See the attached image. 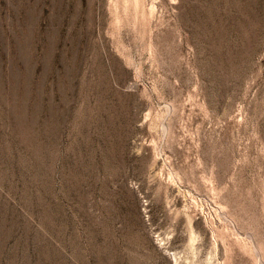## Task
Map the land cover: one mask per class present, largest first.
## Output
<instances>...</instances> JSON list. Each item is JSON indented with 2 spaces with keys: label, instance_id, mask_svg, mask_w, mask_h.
I'll return each instance as SVG.
<instances>
[{
  "label": "rangeland",
  "instance_id": "374dc122",
  "mask_svg": "<svg viewBox=\"0 0 264 264\" xmlns=\"http://www.w3.org/2000/svg\"><path fill=\"white\" fill-rule=\"evenodd\" d=\"M0 264H264V0H0Z\"/></svg>",
  "mask_w": 264,
  "mask_h": 264
}]
</instances>
